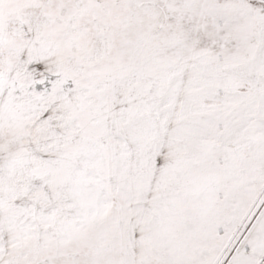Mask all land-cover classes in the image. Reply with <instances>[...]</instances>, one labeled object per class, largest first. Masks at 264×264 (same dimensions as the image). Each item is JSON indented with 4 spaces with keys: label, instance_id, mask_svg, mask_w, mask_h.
Listing matches in <instances>:
<instances>
[{
    "label": "snow or ice",
    "instance_id": "6c2138e0",
    "mask_svg": "<svg viewBox=\"0 0 264 264\" xmlns=\"http://www.w3.org/2000/svg\"><path fill=\"white\" fill-rule=\"evenodd\" d=\"M0 264H264V0H0Z\"/></svg>",
    "mask_w": 264,
    "mask_h": 264
}]
</instances>
